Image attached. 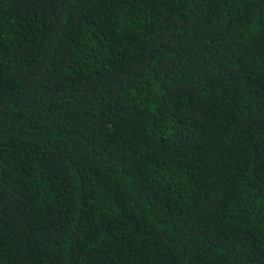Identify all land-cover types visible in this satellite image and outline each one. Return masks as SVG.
I'll return each mask as SVG.
<instances>
[{
    "label": "trees",
    "instance_id": "trees-1",
    "mask_svg": "<svg viewBox=\"0 0 264 264\" xmlns=\"http://www.w3.org/2000/svg\"><path fill=\"white\" fill-rule=\"evenodd\" d=\"M0 264H264V0H0Z\"/></svg>",
    "mask_w": 264,
    "mask_h": 264
}]
</instances>
